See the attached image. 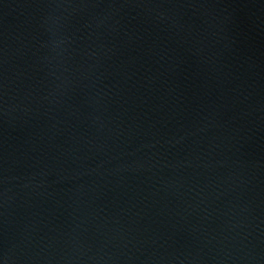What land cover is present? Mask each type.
<instances>
[{"label":"water","instance_id":"1","mask_svg":"<svg viewBox=\"0 0 264 264\" xmlns=\"http://www.w3.org/2000/svg\"><path fill=\"white\" fill-rule=\"evenodd\" d=\"M0 264H264V0H0Z\"/></svg>","mask_w":264,"mask_h":264}]
</instances>
